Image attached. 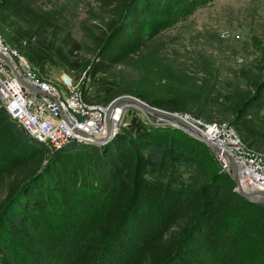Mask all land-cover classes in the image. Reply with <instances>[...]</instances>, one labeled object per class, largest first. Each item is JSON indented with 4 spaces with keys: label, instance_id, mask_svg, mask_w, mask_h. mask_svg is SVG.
<instances>
[{
    "label": "trees",
    "instance_id": "16d2710c",
    "mask_svg": "<svg viewBox=\"0 0 264 264\" xmlns=\"http://www.w3.org/2000/svg\"><path fill=\"white\" fill-rule=\"evenodd\" d=\"M187 1L103 0L122 2L123 15L109 24L89 73L127 63L144 48L153 22H164L170 7ZM206 1L196 0L197 6ZM44 21L30 0H0L3 39L41 74L44 62L58 55L41 29ZM66 44L69 51L76 47ZM261 60L262 75L245 94L177 89L157 105L208 118L230 113L243 143L263 152ZM140 96L150 101L148 94ZM208 165L211 172L200 186L189 189L180 181L182 170ZM234 186L210 146L180 127L132 116L105 142L70 140L50 148L0 103V264H237L249 232L256 245L248 251L262 255L252 264H264V202L251 201ZM55 212L64 221L72 217L74 226L58 231Z\"/></svg>",
    "mask_w": 264,
    "mask_h": 264
},
{
    "label": "rangeland",
    "instance_id": "374dc122",
    "mask_svg": "<svg viewBox=\"0 0 264 264\" xmlns=\"http://www.w3.org/2000/svg\"><path fill=\"white\" fill-rule=\"evenodd\" d=\"M30 1L45 18L41 29L46 41H53L54 52L58 54L44 62V73H39L37 67L35 71L61 90L65 87L59 80L60 75L69 74L84 97L90 98L89 101L107 104L124 94L145 100L140 94H148L150 101H145L159 107L156 100L168 97L172 91L196 87L235 89L242 95L252 89L250 81L262 75L258 67L264 56V0H209L199 6L196 0H188L185 5L170 7L164 22H153V14L152 34L144 48L127 63L116 64L95 76L89 73V65L96 58L109 24L121 19L123 3L107 4L103 0ZM0 35L3 38L2 33ZM66 43H75L76 47L69 51ZM61 54L67 59L59 58ZM261 113L264 115V107ZM132 116L148 123L166 124L165 120L146 118L138 107L129 105L124 121L128 122ZM201 117L231 121L232 115L218 113L214 118ZM257 152L264 155V151ZM210 167L205 166L198 172L182 170L180 181L189 189L196 188L206 181ZM215 167L220 170L216 163ZM55 216L58 231L74 226L69 215L66 221L60 212H55ZM184 225L182 222L176 227V232L181 233ZM253 239L249 232L242 240L244 248L237 264L256 263L262 256L256 248L255 255L248 251L249 244L256 245ZM41 259L46 261V255L43 254Z\"/></svg>",
    "mask_w": 264,
    "mask_h": 264
},
{
    "label": "built area",
    "instance_id": "2783aa9c",
    "mask_svg": "<svg viewBox=\"0 0 264 264\" xmlns=\"http://www.w3.org/2000/svg\"><path fill=\"white\" fill-rule=\"evenodd\" d=\"M0 103L9 116L25 130L50 148L59 147L70 140L101 143L112 138L125 122L129 105L138 107L146 118H154L173 126L175 119L155 115L128 101L114 105L107 118V104L87 100L79 85L67 73L60 75L65 87L45 81L34 69L32 62L0 35ZM10 60V64L5 60ZM33 86L34 88L30 87ZM37 88L38 90H36ZM202 131L205 138L215 142L220 151H213L221 167L232 175L227 154L236 163L238 185L247 192L264 191V155L246 146L230 121L206 120L188 111L176 112ZM158 122V121H156ZM186 132L205 140L182 126ZM234 189L237 191V185ZM261 201L256 196L249 198Z\"/></svg>",
    "mask_w": 264,
    "mask_h": 264
},
{
    "label": "water",
    "instance_id": "95a60500",
    "mask_svg": "<svg viewBox=\"0 0 264 264\" xmlns=\"http://www.w3.org/2000/svg\"><path fill=\"white\" fill-rule=\"evenodd\" d=\"M0 55H2L0 53ZM5 60L10 64V60L8 58L5 57ZM30 86V85H29ZM32 88H34L33 86H30ZM36 90H38L37 88H35ZM123 101H128V102H132L135 103L141 107H143L145 110L155 114V115H160L163 117H169V118H173L175 119L180 125H178V127L182 128V126H185L187 128H189V130L195 134H199L204 140L205 142L210 146V148L213 151L219 152L221 149L220 147L215 143L210 141L209 139L205 138L204 134L202 133V131L200 129H198L196 126H194L193 124H191L189 121L185 120L180 114L172 112L170 110H166L164 108L161 107H157L154 105L149 104L148 102H146L145 100L140 99L139 97L133 96V95H128V94H124V95H119L114 97L113 99H111L108 103H107V118L109 115V111L110 109L116 105L117 103L123 102ZM229 161H230V165H231V170H232V177L235 181V184L237 185V192L246 197V198H251L256 196L257 198H259V200H263L264 201V191L261 190H257V191H244L239 185V181H238V174H237V167H236V163L233 159V157L229 154H227Z\"/></svg>",
    "mask_w": 264,
    "mask_h": 264
}]
</instances>
